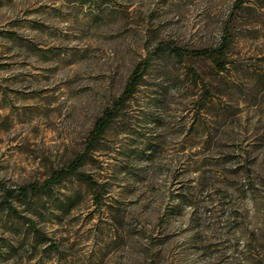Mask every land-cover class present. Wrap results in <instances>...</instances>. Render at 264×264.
I'll return each instance as SVG.
<instances>
[{
  "label": "rangeland",
  "instance_id": "rangeland-1",
  "mask_svg": "<svg viewBox=\"0 0 264 264\" xmlns=\"http://www.w3.org/2000/svg\"><path fill=\"white\" fill-rule=\"evenodd\" d=\"M0 264H264V0H0Z\"/></svg>",
  "mask_w": 264,
  "mask_h": 264
},
{
  "label": "trees",
  "instance_id": "trees-1",
  "mask_svg": "<svg viewBox=\"0 0 264 264\" xmlns=\"http://www.w3.org/2000/svg\"><path fill=\"white\" fill-rule=\"evenodd\" d=\"M230 32L228 29L225 30V33L222 37L221 44L213 48H203V49H183L180 47L172 46L171 50L180 55V56H192V57H221L224 55L225 50L228 48L230 43ZM152 62V53H149L144 60L139 62L136 68L133 70L130 75L128 82L125 86V89L119 97H117L111 106L107 107L102 115H100L93 127V130L90 134V139L92 142H96L100 137L105 133L110 124L114 121L116 116L119 114L122 107L129 101L135 94L138 86L140 85L142 78L151 65ZM218 65L221 68L225 67L224 62L217 61ZM86 159V154L78 155L66 168H62L53 172V174L40 186L35 184H30L21 188V191L27 192L28 190H46L49 189L52 185L59 182L61 179L68 176L70 173H75L78 168L83 164ZM85 179L88 182H93L90 176L84 174Z\"/></svg>",
  "mask_w": 264,
  "mask_h": 264
}]
</instances>
